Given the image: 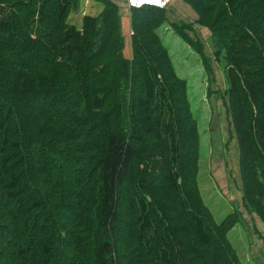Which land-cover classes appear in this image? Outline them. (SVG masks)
I'll return each mask as SVG.
<instances>
[{"label": "trees", "instance_id": "1", "mask_svg": "<svg viewBox=\"0 0 264 264\" xmlns=\"http://www.w3.org/2000/svg\"><path fill=\"white\" fill-rule=\"evenodd\" d=\"M95 1L77 28L80 0H0V264H242L238 215L216 223L201 196L166 9L130 10L129 59L119 7ZM183 1L225 59L242 202L264 223V0Z\"/></svg>", "mask_w": 264, "mask_h": 264}, {"label": "rangeland", "instance_id": "2", "mask_svg": "<svg viewBox=\"0 0 264 264\" xmlns=\"http://www.w3.org/2000/svg\"><path fill=\"white\" fill-rule=\"evenodd\" d=\"M112 2L119 7L121 17L130 20L132 12L126 4L122 6L118 0ZM167 3V20L156 32L167 47L177 75L187 82L191 110L200 134L198 182L201 196L216 223L232 213L238 215V223L230 231L229 240L242 264H264V223L242 202L238 143L225 106V59L223 55L219 61L213 57L216 48L211 43V32L195 24L197 13L191 6L183 0ZM102 8L95 0H80L79 8L70 13L68 22L80 28L83 16H96ZM122 21V30L126 31L124 19ZM184 33L195 43L187 41ZM131 36L125 35L124 55L129 59L133 53Z\"/></svg>", "mask_w": 264, "mask_h": 264}, {"label": "built area", "instance_id": "3", "mask_svg": "<svg viewBox=\"0 0 264 264\" xmlns=\"http://www.w3.org/2000/svg\"><path fill=\"white\" fill-rule=\"evenodd\" d=\"M169 0H125L126 7L131 9H156L164 10L168 7Z\"/></svg>", "mask_w": 264, "mask_h": 264}, {"label": "crops", "instance_id": "4", "mask_svg": "<svg viewBox=\"0 0 264 264\" xmlns=\"http://www.w3.org/2000/svg\"><path fill=\"white\" fill-rule=\"evenodd\" d=\"M169 1H171V0H169ZM118 2L121 3V5L123 6L124 0H118ZM123 19H124V26H125V30H126V31H124V29L122 30L123 31V34L124 35H126V34H130L131 35L132 34V30H131V28L129 29V21L130 20H128L127 18H123Z\"/></svg>", "mask_w": 264, "mask_h": 264}]
</instances>
